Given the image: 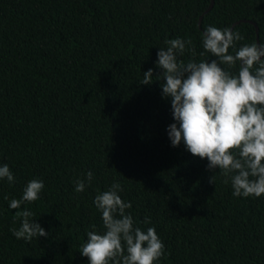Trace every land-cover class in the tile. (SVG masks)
Returning <instances> with one entry per match:
<instances>
[{
    "label": "trees",
    "instance_id": "obj_1",
    "mask_svg": "<svg viewBox=\"0 0 264 264\" xmlns=\"http://www.w3.org/2000/svg\"><path fill=\"white\" fill-rule=\"evenodd\" d=\"M214 1L200 27L211 0H0V166L15 177L0 179V264H90L80 246L105 231L94 199L115 181L134 227H154L164 244L154 264H264V195L234 196L206 158L172 145L156 76L169 39L192 41L184 63L216 59L203 48L207 26L252 21L264 43V0ZM233 31L244 38L229 54L258 43L250 23ZM33 179L44 182L39 199L12 209ZM23 210L47 236L13 235Z\"/></svg>",
    "mask_w": 264,
    "mask_h": 264
},
{
    "label": "clouds",
    "instance_id": "obj_2",
    "mask_svg": "<svg viewBox=\"0 0 264 264\" xmlns=\"http://www.w3.org/2000/svg\"><path fill=\"white\" fill-rule=\"evenodd\" d=\"M244 37L230 28L207 26L202 33L205 52L216 59H195L184 63L178 60L186 50L195 55L190 39H169L166 48L157 53V74L161 82L162 96L171 99L176 123L168 126V135L173 146L181 141L194 156L209 161L210 170L219 169L231 180L234 196L264 195V43L245 44L235 54V42ZM201 56L204 52L200 53ZM238 73L225 70L236 67ZM154 70L144 72L140 84L153 82ZM11 183L15 177L7 164L0 166V179ZM93 173L86 180L90 184ZM215 175L210 183H215ZM44 188L42 180L33 179L23 190L20 200L12 199L10 207L18 209L22 202L39 199ZM85 179L76 181L75 191L83 192ZM119 181L112 183L107 191L100 192L94 204L102 213L105 231L87 232V241L80 252L88 257L90 264H154L164 254V244L154 227L146 231L134 227V219L126 210L132 207L119 192ZM30 210L18 211L20 227L10 231L17 239L31 241L34 237L47 236L48 232L35 222ZM146 218L144 223H149ZM95 229V225L92 226Z\"/></svg>",
    "mask_w": 264,
    "mask_h": 264
},
{
    "label": "water",
    "instance_id": "obj_3",
    "mask_svg": "<svg viewBox=\"0 0 264 264\" xmlns=\"http://www.w3.org/2000/svg\"><path fill=\"white\" fill-rule=\"evenodd\" d=\"M214 4H215V1H214V0H211V5H210V7H209L208 10L204 13V15L200 18V22H199L200 27H202V22H203V18H204V16H205L206 14H208V13L213 9ZM241 23H250V24H252V25L255 26V28H256V32H257V36H258V43H260V40H259V32H260V31H259V27H258L257 24H255V23L252 22V21H246V20L239 21V22H237V23L231 28V30L233 31L234 28H235L237 25L241 24ZM262 59H263V58H262Z\"/></svg>",
    "mask_w": 264,
    "mask_h": 264
}]
</instances>
